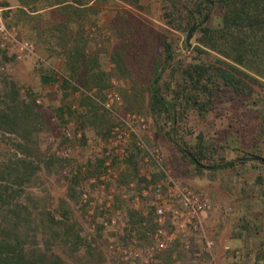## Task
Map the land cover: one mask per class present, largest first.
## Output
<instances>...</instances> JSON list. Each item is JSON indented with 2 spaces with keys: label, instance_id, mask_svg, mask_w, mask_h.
I'll return each instance as SVG.
<instances>
[{
  "label": "rangeland",
  "instance_id": "rangeland-1",
  "mask_svg": "<svg viewBox=\"0 0 264 264\" xmlns=\"http://www.w3.org/2000/svg\"><path fill=\"white\" fill-rule=\"evenodd\" d=\"M26 1L28 4L21 7L25 12L23 14L15 10L19 7L18 0H0V18L5 29L12 32V38L0 46V87L3 79L12 80L20 98H33L46 119V125L36 136L38 169L29 181L11 188L18 200L24 198L27 201L35 223L38 220L47 223L52 219L62 222V228L73 226L78 234L76 248L72 250L61 239H53L50 229L44 228L37 237V246L50 247L65 264H127L107 250L105 237L110 229H102L100 214L94 213L90 222L95 224V228L94 231L89 229L90 222L79 205V194L88 188V183L82 179L77 183L72 181V171L80 164L91 162L84 138L106 137L102 136V130L98 131L88 123L85 116L88 108L82 104L84 92L78 91V88L91 92V96L99 99L102 90L98 91L95 87H61L65 49L70 47L69 38L77 36L84 43V52L92 55L105 74L103 89L111 87L118 93L121 100L118 112L142 114L146 121L144 140L160 149L163 168L169 176L202 194L210 204L201 230L189 237V247L184 249L176 240L157 255V264H264V137H257L256 109L261 96H264V77H258V81L251 84L252 97L245 102L224 95L206 113L198 115L188 111L176 135L181 141L173 138L174 142L192 145L195 136L201 134L204 142L214 150L212 156L201 161L197 168L164 134L163 130L171 129L169 123L166 122L162 130L159 121L163 118L151 113L148 107V84L153 67L162 58L161 36L164 35L173 48V61H211L215 56L224 59L210 50L206 54H197L192 50L198 29L217 23L222 7L213 1L204 10V18L192 23L194 28L186 43L185 35L192 24L186 25L183 31L179 23H167L164 13L168 11L167 6H172L178 10L175 13L182 15L185 13L182 5L187 0H66L79 7H82L79 3H84L87 7L70 16L65 36L51 29L65 15L55 11L57 5H53V0ZM36 23L41 29L39 38L34 30ZM140 26H144L145 37L137 45L138 37L134 35L141 34L138 30ZM123 32L128 41H122L125 44L122 50ZM57 35L62 37L58 41L66 44L56 49L49 48L48 44L53 46ZM23 41L32 43L33 53L18 57V43ZM119 51L123 54L124 72L117 69L112 58V53ZM170 67L164 69L162 79ZM72 102L82 106L83 111L72 110L69 107ZM105 115L104 123L111 126L112 118L106 112ZM65 127L80 130L82 137L64 139ZM13 137L0 132V169L8 160L20 156L12 147ZM64 144L69 148L67 159L60 157ZM128 153L132 154L129 163L125 161ZM138 153L129 146L126 156L114 163L117 179L107 184L114 193L113 208L108 214L122 211L127 215L129 224L140 222L146 230H151L154 225L149 213V200L141 198L139 208L132 213L129 204L119 197L120 185L130 178L138 180ZM49 159L54 161L50 165ZM91 163L89 170L92 173L89 174H95V163ZM227 163L229 165L226 166ZM258 174L261 175L260 180L256 179ZM150 175L151 179L157 180L162 173L154 171ZM139 239L147 241L145 236ZM205 240L212 241L209 253L204 251Z\"/></svg>",
  "mask_w": 264,
  "mask_h": 264
},
{
  "label": "trees",
  "instance_id": "trees-1",
  "mask_svg": "<svg viewBox=\"0 0 264 264\" xmlns=\"http://www.w3.org/2000/svg\"><path fill=\"white\" fill-rule=\"evenodd\" d=\"M187 1L182 5L185 10L182 15L175 13L178 12L177 8L167 6L168 11L164 13L167 23L171 25L179 23L184 31L186 25L196 23L195 21H200V18L203 19L204 10L214 1L223 9L219 19L212 26L203 25L198 29L196 44L192 50L197 54H206L210 50L224 59L215 56L211 61H173V48L167 38L161 36L162 58L152 70L148 84V107L151 113L160 119L163 118L159 121L162 130L163 125L169 123L171 129L163 130L164 134L197 168L201 165V161L208 160L212 156L214 150L204 142L201 134L195 136L192 145L180 144V146L174 142L180 140L176 137L179 125L188 111L192 110L198 115L206 113L215 106V101L220 100L224 95H228L230 99L237 98L241 102L252 97L251 84L256 83L258 77H264V0ZM53 2V5H57L55 11L65 15L57 24L51 26V29L65 36L67 25L71 21L70 16L87 6L79 3L82 4V7H79L66 0H53ZM186 3L190 6L187 7ZM27 4L26 0H18L19 7L15 10L25 14L21 7ZM34 30L37 31H35L36 37L39 38L41 29L37 23ZM138 30L141 34L134 35L138 37L137 45L139 40L145 37L144 26H140ZM122 34L123 50L125 48L123 42L128 40L125 32ZM61 39V35H57L53 46L48 44V47L54 49L59 46L64 47L66 43L59 42ZM69 41L70 47L65 49V60L62 65L64 78L61 87L81 86L84 89L95 87L98 91L103 90L106 82L105 74L92 55L84 52L81 38L74 36L69 38ZM122 56L121 51L112 53L113 61L120 72L126 70ZM169 66L171 67L166 77L162 79L164 69ZM5 79L2 80L3 84L0 87V132L14 136L12 147L20 156L8 160L0 169V264H65L50 250V247L37 246V237L44 228H48L53 239H61L63 244L70 245L71 249L75 250L78 234L74 227L62 228V222L52 219L47 222L48 224L42 220L35 223L27 201L24 198L18 200L17 194L11 188L14 185L20 187L25 181H29L38 169L39 149L36 136L44 129L46 119L37 109L33 98H20L16 84L12 80ZM82 104L88 108L85 112L88 123L98 131L102 130L103 137L107 136L110 123H104L106 115L103 109L86 94L83 96ZM256 109L259 139L264 137V96H261ZM102 125H104L103 129ZM131 155L128 153L125 159L128 163ZM53 162V159L48 160V164ZM86 165H89L87 174L92 173L89 170L92 163L86 162ZM98 169L99 161L94 166L96 172ZM260 176L258 174L256 179L260 180ZM72 181L77 183L78 178L73 177ZM149 213L152 214L151 208ZM54 225L58 227L53 228Z\"/></svg>",
  "mask_w": 264,
  "mask_h": 264
},
{
  "label": "built area",
  "instance_id": "built-area-1",
  "mask_svg": "<svg viewBox=\"0 0 264 264\" xmlns=\"http://www.w3.org/2000/svg\"><path fill=\"white\" fill-rule=\"evenodd\" d=\"M10 38L12 32L5 29L0 18V46ZM32 51V43H18V57L21 54H32ZM78 91L90 96L112 118L104 139L96 136L84 138V145L91 154V162L99 161L98 171L95 174H87L88 166L80 164L71 173L78 180L82 179L88 183V188L81 190L79 194V205L83 208L87 220L90 222L96 212L102 216L99 222L102 229H110L105 237L107 250L127 264H157V255L173 245L176 240L187 249L189 237L201 230L202 220L210 209L207 199L169 176L163 168L160 149L148 145L144 140V116L131 111L118 112L121 100L113 88L103 89L100 99L81 88H78ZM69 107L80 113L83 111V107L78 106L77 102H72ZM63 137L66 140L72 137L79 139L82 134L80 130L65 127ZM129 146L139 152L136 164L138 180L130 178L120 185L119 197L129 204L133 211L139 208L141 198L149 200L154 225L151 230H146L140 222L129 224L127 215L122 211L115 210L111 215L108 214L113 208L114 193L107 184L117 179L114 163L126 156ZM62 147L60 157L67 159L69 148L65 144ZM154 171L162 173L157 180L151 179L150 174ZM94 228L95 224L90 222L89 229L94 231ZM140 236H145L147 241L142 242ZM211 246V240L204 241L206 253H209Z\"/></svg>",
  "mask_w": 264,
  "mask_h": 264
},
{
  "label": "water",
  "instance_id": "water-1",
  "mask_svg": "<svg viewBox=\"0 0 264 264\" xmlns=\"http://www.w3.org/2000/svg\"><path fill=\"white\" fill-rule=\"evenodd\" d=\"M193 28H194V24H192V25L190 26V28H189V29L187 30V32H186V35H185V42H186V43L189 41L190 34H191V31H192Z\"/></svg>",
  "mask_w": 264,
  "mask_h": 264
}]
</instances>
